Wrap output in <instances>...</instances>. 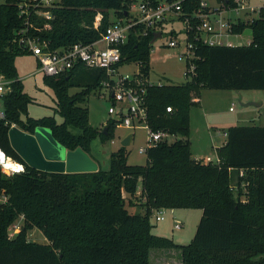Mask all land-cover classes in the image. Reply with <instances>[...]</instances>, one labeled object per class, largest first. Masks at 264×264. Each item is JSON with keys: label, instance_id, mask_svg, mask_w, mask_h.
Wrapping results in <instances>:
<instances>
[{"label": "trees", "instance_id": "1", "mask_svg": "<svg viewBox=\"0 0 264 264\" xmlns=\"http://www.w3.org/2000/svg\"><path fill=\"white\" fill-rule=\"evenodd\" d=\"M20 1L0 5V75L12 81L4 101L6 119L0 120V147L26 166L13 176L0 168V193L5 191L9 200L0 206V264H150L155 249L181 251L182 264H264V126L229 127L225 143L216 149L219 163L195 158L190 142V110L199 104L203 89L264 90V8L252 22L234 25L239 34L253 29L250 45L197 42L191 81L146 86L149 125L178 139L149 148L145 165L129 164L126 148L120 147L110 156L109 170L50 173L20 157L11 146L10 128L16 125L27 133L47 128L66 149L80 148L90 155L94 140H110L115 129L110 119L104 126L107 134L92 126L83 105L99 90L105 74L80 66L67 75L44 76L62 122L55 116L32 118L31 99L15 65L17 56L29 53L18 34L26 28L25 35L50 49L89 44L114 21L127 17L131 0H62L52 19L34 14L28 22L19 14ZM229 4L234 5L232 0ZM182 5V15L191 14L200 0H182ZM97 18L101 21L95 28ZM152 40L153 33L131 36L122 47L123 59L138 64L147 78ZM73 87L82 91L69 96ZM242 188L248 191L245 201ZM133 198H140L143 213L131 210ZM160 209L202 211L189 244L153 233L152 217ZM21 216L22 230L10 237L8 227ZM34 228L46 242L28 239Z\"/></svg>", "mask_w": 264, "mask_h": 264}, {"label": "built area", "instance_id": "2", "mask_svg": "<svg viewBox=\"0 0 264 264\" xmlns=\"http://www.w3.org/2000/svg\"><path fill=\"white\" fill-rule=\"evenodd\" d=\"M61 2L62 0H21L18 5L19 14L27 22L34 14L49 20L52 19V10ZM232 2L234 5L231 6L229 0L226 2L213 0V4L207 0H200L198 9L191 14L182 15V0H142L136 8L131 2L127 17L114 21L99 39L89 44L75 43L69 47L50 49L49 45L39 38L25 35L28 32L26 28L19 32L17 39L24 49L36 58L39 71L44 76L67 75L80 66L103 72L105 79H102L98 93L102 99L107 98L111 101L108 109L110 121L115 125V129L130 132L144 130L146 132L145 146H141L139 152L146 154L149 148L168 142V138L174 135L166 130H154L149 125L146 86L153 83L150 82L149 77L142 76L138 64L126 62L123 59L122 47L129 42L131 36L136 39L148 37L153 33L154 38L155 34L160 33L161 37L156 39L155 43L164 38V34L169 33L168 42L163 46L181 49L178 59L186 64L185 81H191L195 74L193 62L196 58L195 43L200 42L209 46H235L229 40L231 36L242 38L247 35H244V32L240 34L234 32V25L239 21L252 22L264 8V5L259 7L252 5L251 0H232ZM231 12H236L237 15L243 13L245 18L238 16L233 19L230 16ZM254 13L257 15L253 16ZM100 21L101 18H97L95 28L99 26ZM176 21L182 24L181 30L178 31L172 27L168 32V25ZM138 26L142 27V31L136 30ZM247 37L250 39L248 43L239 46L252 43L253 36ZM132 65L136 66V70L129 69ZM127 69L130 72L125 71ZM11 83V80L0 75V120L6 119L4 101ZM166 111L170 113L172 108L167 107ZM205 161L219 163L220 159L217 156L213 160L207 156ZM0 168L7 176L20 174L26 170L24 163L9 156L1 147ZM240 175L243 176L242 170ZM8 201V196L5 191H2L0 206L7 204ZM168 211L174 212L172 209L158 210L154 215L156 221H163ZM175 227L180 229L181 224L177 223ZM22 228L23 216L8 227V235L14 237Z\"/></svg>", "mask_w": 264, "mask_h": 264}, {"label": "rangeland", "instance_id": "3", "mask_svg": "<svg viewBox=\"0 0 264 264\" xmlns=\"http://www.w3.org/2000/svg\"><path fill=\"white\" fill-rule=\"evenodd\" d=\"M141 1L131 0L135 8L139 6ZM207 1L213 4V0ZM4 2L5 0H0V5ZM251 4L259 7L264 5V0H251ZM255 15L257 13L253 14V16ZM230 16L233 19H236L238 16L245 18L243 13L237 15L236 12H231ZM168 27V32L172 27L180 31L182 24L176 21L168 25ZM163 37L151 46L149 80L155 85L161 83H185L186 64L184 61H179L178 59L181 49L164 47L163 44L168 42L169 33L164 34ZM229 40L235 46H239L246 45L250 39L247 36L242 38L231 36ZM15 65L19 79L22 80L24 85L23 90L31 99L29 116L32 118L55 116L58 122H62L61 116L56 113L54 91L46 85L44 74L39 71L36 58L29 53L22 54L17 56ZM129 69L131 71L136 70V66L132 65ZM129 69L125 71H129ZM11 85L8 93L12 91ZM81 91V88L73 87L69 90V96H74ZM98 92V89L92 91L87 97V102L83 105L87 106L89 110V123L100 130L104 128L111 117L108 113L111 101L107 98L102 99ZM200 100L201 103L193 105L190 110V142L195 158L201 159L210 156L215 160L217 157L215 145L216 143L220 144L226 141L225 132L231 126H264V90L203 89ZM249 102L257 105H243ZM40 129L38 128V130ZM129 133L134 134V140L129 146L125 147L128 163L133 165H145L147 163L146 154L139 152V148L145 146L146 132L144 130L130 132L123 129H115L110 140L104 142L100 138H97L92 143L89 156L97 163L100 169L109 170L111 154L120 147H123L121 142ZM176 139H178V136H170L168 143H172ZM247 192L245 188L241 189V199L244 201L247 199ZM236 194L238 193L236 192ZM132 202L133 206L131 210L144 212L143 206L140 205L142 203L140 198H133ZM154 215L152 217V223L154 224L152 231L154 234L173 239L176 244L187 245L192 241L196 233L202 211L200 209H178L172 213L168 211L163 221H156ZM177 223L181 224L180 229L175 227ZM27 237L33 242H46L42 232L35 228L28 231ZM175 251L178 252V255L177 258H174V263H172V256L170 255L166 256L165 260L170 264H182L181 251ZM166 254L168 255L169 253ZM151 259L152 264H161V257L159 255L155 254Z\"/></svg>", "mask_w": 264, "mask_h": 264}, {"label": "water", "instance_id": "4", "mask_svg": "<svg viewBox=\"0 0 264 264\" xmlns=\"http://www.w3.org/2000/svg\"><path fill=\"white\" fill-rule=\"evenodd\" d=\"M253 33L252 28L244 30V35L253 36ZM160 37V33L155 34L152 43ZM243 105L257 104L249 102ZM38 128L34 133L24 132L16 126L9 130L11 146L30 167L50 173H87L98 170L97 163L82 149L68 150L55 140L49 129ZM106 131L107 127L104 128V133L107 134ZM133 137V133L127 134L121 142L122 146H129Z\"/></svg>", "mask_w": 264, "mask_h": 264}, {"label": "crops", "instance_id": "5", "mask_svg": "<svg viewBox=\"0 0 264 264\" xmlns=\"http://www.w3.org/2000/svg\"><path fill=\"white\" fill-rule=\"evenodd\" d=\"M199 103H201V100H200V98H199ZM134 140V137H133V139H132V141ZM225 143V141L224 142H222V143H220V144H217L216 143V149L217 148H219V147H221L223 144ZM166 253H169L168 255L166 254ZM155 254H157V255H159L160 257H161V260H160V263L161 264H170V263H168V261L167 260H165L166 258V256H172V263H174V258H177V255H178V252H176L175 250H172V249H170V250H161V249H155V251L154 250H152L151 251V254H150V264H152V259H151V257L153 256V255H155ZM180 257H181V254H180Z\"/></svg>", "mask_w": 264, "mask_h": 264}]
</instances>
